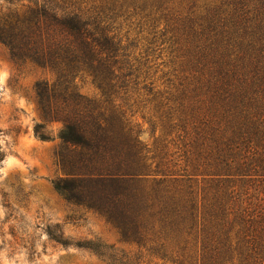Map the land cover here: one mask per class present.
Instances as JSON below:
<instances>
[{
	"label": "trees",
	"instance_id": "1",
	"mask_svg": "<svg viewBox=\"0 0 264 264\" xmlns=\"http://www.w3.org/2000/svg\"><path fill=\"white\" fill-rule=\"evenodd\" d=\"M5 1L0 40L16 63L48 74L35 99L74 147L59 154L56 188L126 238L183 228L209 252L118 263L264 264V0ZM162 44L172 67L161 77L206 86L187 104L199 124L183 160L157 159L122 101L129 83L156 80ZM83 79L97 96L77 88Z\"/></svg>",
	"mask_w": 264,
	"mask_h": 264
},
{
	"label": "rangeland",
	"instance_id": "2",
	"mask_svg": "<svg viewBox=\"0 0 264 264\" xmlns=\"http://www.w3.org/2000/svg\"><path fill=\"white\" fill-rule=\"evenodd\" d=\"M8 5L0 0V16ZM163 45L154 60L156 80L129 83V96L122 101L157 159L183 160L184 144L194 145L199 124L187 104L196 98V87L206 86L161 77L172 67L169 44ZM47 76L29 63H16L0 40V264H120V259L208 254L196 232L188 234L183 228L156 226L138 233L136 240L126 238L96 210L56 188L55 182L66 177L59 154L69 157L74 147L59 137L62 122L44 117L35 99V82ZM77 88L98 95L87 79L78 81ZM38 123L48 139L37 134ZM236 183L249 186L246 179Z\"/></svg>",
	"mask_w": 264,
	"mask_h": 264
}]
</instances>
